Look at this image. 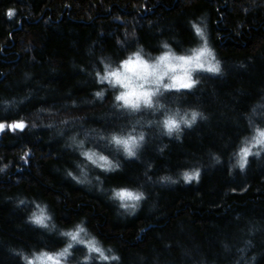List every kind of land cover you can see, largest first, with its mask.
<instances>
[{"label": "trees", "instance_id": "obj_1", "mask_svg": "<svg viewBox=\"0 0 264 264\" xmlns=\"http://www.w3.org/2000/svg\"><path fill=\"white\" fill-rule=\"evenodd\" d=\"M193 23L221 73L165 92L164 111L118 108V88L96 73L138 50L154 60L165 43L189 55L202 44ZM177 110L206 119L163 134L157 122ZM21 120L23 131L0 132V264L61 251L59 232L77 224L81 239L119 259L76 244L69 264H264V150L234 167L253 128H264V0H0V122ZM140 132L135 157L100 139ZM87 151L119 167L104 171ZM197 167L199 180L186 183ZM120 189L144 198L122 208ZM40 208L55 230L29 221Z\"/></svg>", "mask_w": 264, "mask_h": 264}, {"label": "snow or ice", "instance_id": "obj_2", "mask_svg": "<svg viewBox=\"0 0 264 264\" xmlns=\"http://www.w3.org/2000/svg\"><path fill=\"white\" fill-rule=\"evenodd\" d=\"M245 11H247V9H245ZM7 15L11 18L14 15V11L9 10ZM192 29L194 30L195 36L200 38L202 44L198 48L192 49L190 55L177 56L171 53V49H169V46L165 43L163 48L166 49V51L162 55L156 57L154 62H149L143 58L142 50H138L127 59L122 60L116 69H111L108 65H105L103 75H101L100 72L96 73L97 81L99 83L107 82L113 88L118 87L122 89V91L115 96V101L118 102L116 106L127 110L129 115L144 109L151 110L154 113L164 111L165 106L159 102L160 98L163 97L165 92H170L172 90L180 91L182 89H192L197 83V81L192 78L193 72L205 71L213 74L221 73L219 62L215 61L213 52L208 46L205 28L201 27L200 24L193 23ZM96 96L102 97L103 93L97 92ZM255 114L256 109L254 108L253 115ZM198 117L206 119L202 113L197 111H192L189 116L187 113L180 115L179 110H177L175 113L166 115L165 118L162 121H158L157 124L162 128L163 134L171 136L173 133L179 134L181 125L190 128ZM248 119L249 126H253V119L251 117ZM65 123L67 122L65 121ZM151 123L150 121L149 124L151 125ZM24 128L25 124L22 120L13 121L10 124L0 122V132H3L5 129L23 131ZM253 133L251 141L246 140L244 142L245 146L241 147L238 153H236L238 159L234 167H239L241 170H244L248 163V157L250 155L260 154L259 151L253 153V147L264 150V128L254 127ZM72 139L75 142V137ZM100 139H106L109 145H116L118 149L123 150V153L126 154L127 157H135L137 149L141 147L145 140V134L143 132L135 135L132 133L127 135L113 133L110 137L101 136ZM25 155H27V153ZM81 156L104 171H114L119 167L118 164H113L108 157L104 155L97 156V154L92 151L81 152ZM213 159L219 162L218 157H213ZM3 171L4 168H0V172ZM68 175L71 176L72 173L69 172ZM182 175L186 183L199 180L200 169L197 167L191 171L184 172ZM73 179L77 178L73 177ZM162 179L175 183V181H171L170 177H163ZM77 182L83 183L84 181L78 180ZM113 196L121 201L120 206L125 209H134L136 207V204H128L125 203V201L138 202L144 198L143 193H134L128 189L114 191ZM20 204H24V201H20ZM37 207L39 208L40 206L37 205ZM29 221L37 227L49 231H53L56 228L55 224L51 223L52 217L47 213L46 208H40L38 214L34 212L29 217ZM81 234H87L86 228L83 224H77L72 230L59 232V235L66 238L68 241L61 251L55 254L48 252L34 253L31 259L28 257L23 258L26 264H37V262H39V264H61V260H67L71 255V250L74 249V245L82 244L88 249L89 253H97L103 257L105 261H116L119 259V257L116 256L108 257L104 255V250L98 246L95 238L85 241L81 239ZM109 251H111V249H109ZM84 259L87 261L89 257L85 256Z\"/></svg>", "mask_w": 264, "mask_h": 264}, {"label": "rangeland", "instance_id": "obj_3", "mask_svg": "<svg viewBox=\"0 0 264 264\" xmlns=\"http://www.w3.org/2000/svg\"><path fill=\"white\" fill-rule=\"evenodd\" d=\"M191 54V53H190ZM189 54V55H190ZM177 56H179V55H177ZM158 57V56H157ZM155 60V59H154ZM154 60H151V61H149V62H154ZM216 61V60H215ZM214 61V62H215ZM208 74V72H205V71H196V72H193L192 73V78L195 80V78H196V76L198 75V74ZM118 88V87H117ZM183 90V89H182ZM120 91H122V89H120V88H118V94H119V92ZM145 110V109H144ZM184 115V114H183ZM53 254H55V253H53ZM37 264H39V262H37ZM61 264H69L68 263V261L67 260H61Z\"/></svg>", "mask_w": 264, "mask_h": 264}]
</instances>
